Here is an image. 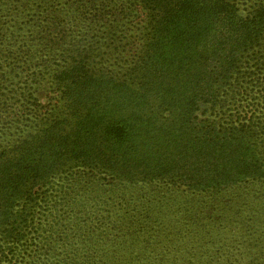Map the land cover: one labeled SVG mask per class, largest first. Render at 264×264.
I'll use <instances>...</instances> for the list:
<instances>
[{
    "label": "trees",
    "instance_id": "trees-1",
    "mask_svg": "<svg viewBox=\"0 0 264 264\" xmlns=\"http://www.w3.org/2000/svg\"><path fill=\"white\" fill-rule=\"evenodd\" d=\"M136 3L153 25L129 78L90 70L86 35L107 23L114 37ZM73 4L72 32L40 18L23 47L29 61L66 57L56 80L74 121L0 162V264H264V119L197 115L240 100L233 77L264 45V3Z\"/></svg>",
    "mask_w": 264,
    "mask_h": 264
},
{
    "label": "rangeland",
    "instance_id": "rangeland-1",
    "mask_svg": "<svg viewBox=\"0 0 264 264\" xmlns=\"http://www.w3.org/2000/svg\"><path fill=\"white\" fill-rule=\"evenodd\" d=\"M74 1L76 2L0 0V162L3 158H11L15 154L16 146L28 134L40 131L54 121L67 118L71 120L74 117L70 115L73 112L70 101L63 97L62 85H58L56 80V75L65 65L66 57L62 59L64 56L60 55L52 60V54L48 51L44 58L38 56L29 61L27 56L24 57L23 48L26 43L30 45V37L35 34L36 21L40 18L44 24L45 17L59 14L60 19L66 23L68 32H72L77 17L76 9L72 6ZM229 1H234L238 12L243 15L254 5L264 3V0ZM150 23L149 11L136 3L133 15L123 21L114 37L102 30L108 27L107 23L99 32L93 31V27L86 36L98 49L92 55H95L93 60L88 62V68L114 74L121 79L129 78L128 74L149 41L153 25ZM41 63L44 64L43 69ZM47 63L51 66L46 68ZM239 70L233 77L234 85H231V89L239 91L240 100H233L223 105L222 110L216 109V112L212 107H201L197 112L198 119L213 118L224 121V118H233L237 121L252 115L264 119V99L260 97L264 88V45L257 46L253 53L247 58L244 57ZM35 98L38 103L34 102ZM151 111L153 110L149 109L146 113L150 114ZM170 117L169 110L160 111L159 118L168 120ZM22 257L23 260L16 264H25L27 256Z\"/></svg>",
    "mask_w": 264,
    "mask_h": 264
}]
</instances>
